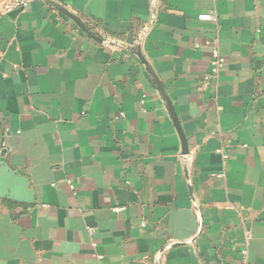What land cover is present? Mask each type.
<instances>
[{"label": "crops", "instance_id": "crops-1", "mask_svg": "<svg viewBox=\"0 0 264 264\" xmlns=\"http://www.w3.org/2000/svg\"><path fill=\"white\" fill-rule=\"evenodd\" d=\"M56 1L1 4L0 264H264V0Z\"/></svg>", "mask_w": 264, "mask_h": 264}, {"label": "built area", "instance_id": "built-area-1", "mask_svg": "<svg viewBox=\"0 0 264 264\" xmlns=\"http://www.w3.org/2000/svg\"><path fill=\"white\" fill-rule=\"evenodd\" d=\"M34 1V0H6V2L3 5V12L5 13H11V12H24L30 5V3ZM42 3H44L46 6L51 7L52 9L53 6L50 3H57L56 0H40ZM155 1V0H153ZM55 10V9H54ZM197 19L199 21H214L215 20V16L211 13L208 14H202L199 15L197 17ZM150 25L147 27L149 28ZM100 43L102 44H109L110 41L108 39H101ZM204 45L209 49L210 52V60H209V72L207 74H205L202 78V83H203V87L206 86L207 82L209 81L210 78L217 76L220 71L223 69L224 65H225V58L224 56L221 54L220 49L217 45V43H210L209 41L204 42ZM200 47V44H195L194 48L198 49ZM128 52H131L133 54H135L137 56V52H133L130 49H127ZM147 76L149 77L150 81L152 82V84L154 85L166 111L168 112L166 105H165V101L163 100V98L161 97L160 93H159V83L158 86L157 84L152 80V78L149 76V74L147 73V71H145ZM161 85V83H160ZM162 87V85H161ZM162 89H164L162 87ZM166 93V92H165ZM168 96V95H167ZM218 153H221V150L217 151ZM186 156L188 154H185ZM224 158H226L225 155H223ZM125 211L124 207H116L113 209L114 213L117 214H121ZM142 226L144 225L143 223L141 224ZM90 233H93L91 230L89 231ZM173 245H175V243H169L168 245H166L164 247V249L166 248H170ZM246 251H242V255L245 257Z\"/></svg>", "mask_w": 264, "mask_h": 264}, {"label": "water", "instance_id": "water-1", "mask_svg": "<svg viewBox=\"0 0 264 264\" xmlns=\"http://www.w3.org/2000/svg\"><path fill=\"white\" fill-rule=\"evenodd\" d=\"M52 4L53 8L56 10V11H61L63 13H66L62 7H60L57 3H50ZM77 22V21H75ZM80 25V24H79ZM82 31L89 37H92L89 33H87V31L80 25ZM95 38V37H93ZM96 39V38H95ZM98 41H100V39H97ZM137 56L139 57V59L142 61V57L141 55L137 54ZM142 63L144 64V69L145 71H147V73L149 74V76L152 78V80L157 84L158 86V83H159V80L156 76V74L153 72V70L145 63V61H142ZM159 93L161 95V97L163 98V100L165 101V105H166V108L168 110V113L170 114L171 117H173V110H172V107H171V102H170V99L169 97L167 96V94L165 93V90L162 89L160 83H159Z\"/></svg>", "mask_w": 264, "mask_h": 264}, {"label": "rangeland", "instance_id": "rangeland-1", "mask_svg": "<svg viewBox=\"0 0 264 264\" xmlns=\"http://www.w3.org/2000/svg\"><path fill=\"white\" fill-rule=\"evenodd\" d=\"M3 0H0V10H1V4H2Z\"/></svg>", "mask_w": 264, "mask_h": 264}]
</instances>
